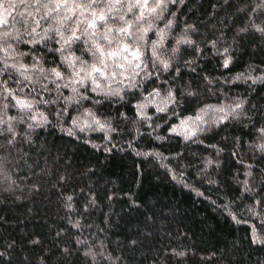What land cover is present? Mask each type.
Returning a JSON list of instances; mask_svg holds the SVG:
<instances>
[{
    "label": "trees",
    "instance_id": "obj_1",
    "mask_svg": "<svg viewBox=\"0 0 264 264\" xmlns=\"http://www.w3.org/2000/svg\"><path fill=\"white\" fill-rule=\"evenodd\" d=\"M9 2L0 264H264V0H160L136 26L114 10L95 29L105 0H68L61 30L78 39L63 48L67 11ZM109 27L106 51L141 52L134 81L83 34Z\"/></svg>",
    "mask_w": 264,
    "mask_h": 264
},
{
    "label": "clouds",
    "instance_id": "obj_2",
    "mask_svg": "<svg viewBox=\"0 0 264 264\" xmlns=\"http://www.w3.org/2000/svg\"><path fill=\"white\" fill-rule=\"evenodd\" d=\"M53 2L56 5L55 8H61V10L67 11V13H68V15H66L62 19H60V28L57 29V34L61 37V40L63 41V43L61 44V48H63L65 44L71 46L70 41H73L74 37L78 39V37L76 36L75 28L71 29V35H69V36H65L64 32L61 29L67 27V21L71 18V14L73 12V6L71 3H68V0H53ZM30 3L31 4H38L39 0H30ZM65 3H68V7L66 9L63 7V5ZM120 3H121V0H108V4L106 5V8L99 9V14H97L96 10H93L92 16L95 18V20L103 21L106 18V14L112 13L114 10H117L116 6ZM11 7H12V2L10 0L9 8H11ZM76 7L79 8V5H76ZM86 7L91 8V4H88ZM131 7H132V5L129 6L128 11H131ZM43 8L46 9V11L44 12V15H49L52 11L55 10V8H49L47 4H44ZM147 10L148 11H154V9H147ZM38 11H39V9H38ZM143 11H144V8L142 7V12ZM82 12H83V9H81V14H82ZM21 15H22V13H21ZM28 15L32 16L33 13L31 11H29ZM57 19H59V17ZM121 19H123V16H121ZM95 20H93L92 22H88L89 28L95 29V27H96ZM0 22H6V15L4 17V20L0 21ZM25 23H27V20H25ZM32 31L35 32V28H33ZM48 31H49V28L45 29L44 34L46 35ZM111 31H112V29L110 27L108 28V31L105 33H101L99 31H96L95 35L99 39H93V34L89 33L88 29H84L83 34L88 36V41H91V43L95 46V48L100 52L102 59H100L99 65L107 68V70H108L107 74L110 77L114 78L116 76H121V77L130 76L131 79L134 81L136 79V76L139 74L137 72V69H140V71H144V69L141 68L140 62L133 63V60L139 61V58L141 56V52L140 51H133L131 53V57L123 56V51L128 50L129 46L127 44L122 45L123 51H121V50L106 51V46L101 45L99 43V40H107V41H109V43H111V39H110ZM117 31L123 32V33H128V29L126 27L120 28ZM12 33H13V31H7V32H3L2 35L8 36ZM15 33L19 34L18 31ZM43 38H44V36L41 35V40ZM38 42L39 41H36V40L31 41V43H33V44L38 43ZM189 42L191 43V41H189ZM86 43H87V41H86ZM9 48H11V45H9ZM0 50H2L5 53V55H9L8 49H0ZM227 52H228V49H224V53H227ZM112 57H122L121 60L117 61L115 70L113 69L112 64L106 63V59H111ZM0 59H3V57H0ZM62 59H63V57H62ZM75 59H77V57H74V56L71 57L69 60V63L71 64V62L74 61ZM161 62L164 64L165 69H167L168 68L167 62H165V61H161ZM230 62H231V57H227L223 61L224 67L227 68ZM12 67L16 68L17 71L19 72L20 69L25 68V65L24 64H19L18 66L12 65ZM119 69H123V71H119ZM82 70L83 69H81V71ZM41 71H43V69H41ZM52 71L56 77L61 76V73L59 71H57L56 69H52ZM91 71L92 72H99L100 75H102V76L105 74L97 66H93L91 68ZM21 75H23V73H21ZM76 75L79 76V71L76 72ZM28 79H30V77H28ZM121 83H124V81H121ZM57 87H59V85H57ZM19 103L22 106L24 105V101H19ZM140 107H143V105H140ZM97 123H99V122L97 121ZM101 127H103V125H101Z\"/></svg>",
    "mask_w": 264,
    "mask_h": 264
},
{
    "label": "rangeland",
    "instance_id": "obj_3",
    "mask_svg": "<svg viewBox=\"0 0 264 264\" xmlns=\"http://www.w3.org/2000/svg\"><path fill=\"white\" fill-rule=\"evenodd\" d=\"M126 1V4H125ZM130 1V3H129ZM152 2H156L159 3L160 0H151L150 2H148V0H121V3L118 4L120 6L125 4V8L127 9H118L117 7V11L119 13H121L123 11V15L127 14V15H131L132 16V22L135 24L139 23L140 21H142V19L144 18V14L150 13L151 11H148L147 9H155L156 5L152 4ZM105 3L108 4V0H105ZM132 5L131 7V11H128L129 6ZM142 7L144 8V11L142 12ZM5 16V10L3 9L2 6H0V21H2V19ZM98 20H95V24L97 23ZM148 36V33H146L144 31V37ZM143 37V30H142V36L140 39L144 40ZM207 112V111H206ZM208 112H214V109L208 110ZM207 112V113H208ZM206 113V114H207ZM215 117H211L208 121L210 124H212V122L214 121Z\"/></svg>",
    "mask_w": 264,
    "mask_h": 264
}]
</instances>
